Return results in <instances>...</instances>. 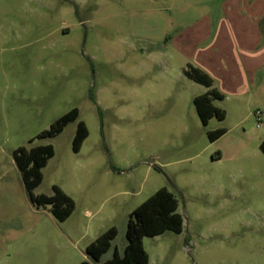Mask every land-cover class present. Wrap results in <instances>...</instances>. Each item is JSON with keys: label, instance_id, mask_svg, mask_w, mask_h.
<instances>
[{"label": "rangeland", "instance_id": "1", "mask_svg": "<svg viewBox=\"0 0 264 264\" xmlns=\"http://www.w3.org/2000/svg\"><path fill=\"white\" fill-rule=\"evenodd\" d=\"M259 1L0 0V264L123 255L131 214L163 188L184 227L144 238L150 264H264V73L245 76L243 96L214 101L226 118L207 126L194 99L209 89L187 75L264 66ZM75 108L61 134L38 138ZM81 121L89 137L75 152ZM46 145L55 155L34 194L69 195L65 222L32 203L14 158ZM112 227L93 262L88 246Z\"/></svg>", "mask_w": 264, "mask_h": 264}, {"label": "trees", "instance_id": "2", "mask_svg": "<svg viewBox=\"0 0 264 264\" xmlns=\"http://www.w3.org/2000/svg\"><path fill=\"white\" fill-rule=\"evenodd\" d=\"M187 75L197 83L207 87V93L197 96L194 99L198 115L202 123L207 126L210 119L217 117L225 120V111L215 106L214 101L223 100L225 96L214 88V80L206 72L199 68L192 67ZM80 112L73 109L58 119L50 130L41 133L38 138L49 139L61 134L72 122L78 120ZM225 129L211 131L209 137L212 142L217 141L226 134ZM89 137V130L85 122L78 124L74 138V150L79 152L83 143ZM34 140H31L33 142ZM261 150L264 153V140L261 143ZM55 155L52 145L38 146L32 149L20 147L14 151V158L26 189L33 204L38 207L52 206L54 217L65 222L75 210L74 200L67 195L60 187L54 186L55 194L52 196L35 195L34 191L43 182L42 169L45 168L50 159ZM179 202L176 195L166 188L160 189L143 204H141L130 216L127 229L128 244L123 255L115 249L113 258L103 264H150V256L144 247V238L156 237L168 231L181 234L184 227V219L178 213ZM118 231L112 227L103 233L95 242L87 248V255L99 263L102 257L111 249L112 242L116 239ZM90 264V263H83Z\"/></svg>", "mask_w": 264, "mask_h": 264}, {"label": "crops", "instance_id": "3", "mask_svg": "<svg viewBox=\"0 0 264 264\" xmlns=\"http://www.w3.org/2000/svg\"><path fill=\"white\" fill-rule=\"evenodd\" d=\"M263 5L264 1L260 0L257 7V17L261 16ZM219 68L223 72L224 78L218 75L216 77L211 72H207L212 76L217 90L225 96V99L230 96L239 98L245 94V91L249 88V84L245 81V76L250 74L256 80L258 76L264 73V66H219ZM250 85L253 86V84Z\"/></svg>", "mask_w": 264, "mask_h": 264}, {"label": "built area", "instance_id": "4", "mask_svg": "<svg viewBox=\"0 0 264 264\" xmlns=\"http://www.w3.org/2000/svg\"><path fill=\"white\" fill-rule=\"evenodd\" d=\"M256 117L258 118L259 126L262 124L264 119V113L260 110L256 112Z\"/></svg>", "mask_w": 264, "mask_h": 264}]
</instances>
